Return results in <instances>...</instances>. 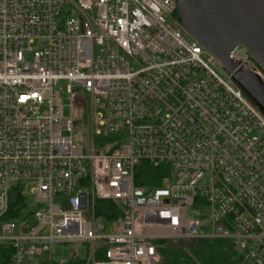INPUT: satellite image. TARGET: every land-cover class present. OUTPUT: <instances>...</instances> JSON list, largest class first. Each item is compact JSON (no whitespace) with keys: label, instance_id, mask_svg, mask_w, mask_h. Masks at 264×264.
Listing matches in <instances>:
<instances>
[{"label":"built area","instance_id":"built-area-1","mask_svg":"<svg viewBox=\"0 0 264 264\" xmlns=\"http://www.w3.org/2000/svg\"><path fill=\"white\" fill-rule=\"evenodd\" d=\"M186 35L177 0H0L9 264H43L57 244L77 243L87 264H158L159 242L206 239H233L239 264H264V116ZM228 57L264 83L245 48ZM77 106L90 110L87 147L74 140ZM144 163L169 168L162 185L136 183ZM19 183L37 205L7 220ZM101 202L110 219L97 214ZM204 207L208 216H189Z\"/></svg>","mask_w":264,"mask_h":264},{"label":"water","instance_id":"water-1","mask_svg":"<svg viewBox=\"0 0 264 264\" xmlns=\"http://www.w3.org/2000/svg\"><path fill=\"white\" fill-rule=\"evenodd\" d=\"M177 20L264 116V83L228 57L241 46L264 69V0H177Z\"/></svg>","mask_w":264,"mask_h":264},{"label":"trees","instance_id":"trees-1","mask_svg":"<svg viewBox=\"0 0 264 264\" xmlns=\"http://www.w3.org/2000/svg\"><path fill=\"white\" fill-rule=\"evenodd\" d=\"M170 173L167 166L155 168L144 163L136 176V183L144 186H160L163 177ZM25 186L19 183L12 187L9 194V207L5 215L7 220H21L29 213ZM106 207H98V215H107V210L114 209L109 202H101ZM113 209V210H112ZM108 216V217H107ZM159 264H239V257L235 251V240L233 239H206V240H180L161 241ZM11 251L8 247L0 245V264H9ZM43 264H60L50 258H44ZM62 264H86L78 258Z\"/></svg>","mask_w":264,"mask_h":264},{"label":"rangeland","instance_id":"rangeland-1","mask_svg":"<svg viewBox=\"0 0 264 264\" xmlns=\"http://www.w3.org/2000/svg\"><path fill=\"white\" fill-rule=\"evenodd\" d=\"M187 39H191L190 36L186 35ZM203 61L205 64L208 65V67L215 72L218 76H220L223 80L229 82L228 77L224 70L212 59L210 55H203ZM67 81H60L57 84L56 90L59 93V96L61 98L62 105L64 107V117L69 118L71 115V109H70V99L69 95L67 93ZM78 98H80L82 101H84L83 95H78ZM76 122L74 126V140L76 143H79L83 147H87L91 143V124H90V110L89 108L83 109L81 106H77L76 108ZM99 113H102L99 111ZM25 195L27 198V206L29 208L30 212L35 211L36 208V199L33 195V186L28 185L25 188ZM197 212V213H196ZM190 211L189 216H195L196 218L198 216H208L209 215V209L204 207L198 209V211ZM200 241V240H196ZM77 253V258L80 261H86V264L89 261V251L88 247L85 244H72V245H62L57 244L51 253L46 255V258H50L52 260H55L56 262L62 264V263H68L72 259H74V255ZM159 264V263H158Z\"/></svg>","mask_w":264,"mask_h":264}]
</instances>
